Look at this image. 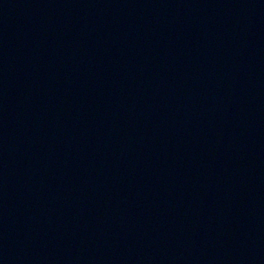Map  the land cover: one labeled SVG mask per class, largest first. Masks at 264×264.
<instances>
[{
	"label": "water",
	"instance_id": "obj_1",
	"mask_svg": "<svg viewBox=\"0 0 264 264\" xmlns=\"http://www.w3.org/2000/svg\"><path fill=\"white\" fill-rule=\"evenodd\" d=\"M0 264H264V0H0Z\"/></svg>",
	"mask_w": 264,
	"mask_h": 264
}]
</instances>
